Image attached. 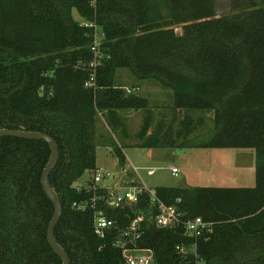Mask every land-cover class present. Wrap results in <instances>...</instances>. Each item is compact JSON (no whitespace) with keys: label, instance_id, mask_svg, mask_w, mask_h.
<instances>
[{"label":"trees","instance_id":"16d2710c","mask_svg":"<svg viewBox=\"0 0 264 264\" xmlns=\"http://www.w3.org/2000/svg\"><path fill=\"white\" fill-rule=\"evenodd\" d=\"M230 4L217 14L216 0H0V128L41 131L56 141L49 182L62 213L54 234L71 264H124L112 237L94 234L93 211L72 203L92 195L76 182L96 168L98 143L124 165L122 146L97 135L96 121L101 115L127 139L125 110L143 112L139 147L254 149L255 184L157 186L165 204L180 199L182 222L155 224L143 192L135 203L105 208L114 232L143 216L138 247L151 250L152 264H264V0ZM73 10L92 26L81 25ZM94 26L103 58L90 84ZM119 69L170 89V115H157L145 96L118 86ZM210 111L213 127L196 136L204 124L197 112ZM49 155L43 140L0 137V264H61L47 240L54 205L41 174ZM196 216L214 222L208 236L195 239L197 257L176 249L195 242L183 221Z\"/></svg>","mask_w":264,"mask_h":264},{"label":"rangeland","instance_id":"374dc122","mask_svg":"<svg viewBox=\"0 0 264 264\" xmlns=\"http://www.w3.org/2000/svg\"><path fill=\"white\" fill-rule=\"evenodd\" d=\"M230 0H216V13L223 14L230 11ZM72 16L82 21L76 10ZM181 32L180 26L175 28ZM115 83L125 90H132L145 96L150 107L158 115L159 112L169 114L173 106V95L170 89L162 88L153 81L136 79L127 69H119ZM126 119L129 137L123 138L118 132H113L107 126L101 115L96 121V133L104 138H112L122 147L125 156L124 165L119 164L112 148L103 143L96 146V168L85 171L76 184L94 172L108 173L112 177L109 182L119 178L118 186L127 184L129 180H136L150 190L157 186H252L255 183L254 168L256 163L255 150L252 148H144L136 145V132L139 130L142 111H121ZM204 124L197 128L195 135H206L213 127L212 112L201 113ZM169 120V116L166 117ZM177 123L174 124V127ZM176 167V175L171 168ZM122 174V175H120ZM106 180H103V182Z\"/></svg>","mask_w":264,"mask_h":264},{"label":"built area","instance_id":"2783aa9c","mask_svg":"<svg viewBox=\"0 0 264 264\" xmlns=\"http://www.w3.org/2000/svg\"><path fill=\"white\" fill-rule=\"evenodd\" d=\"M83 26H92L91 23L80 21ZM94 40L90 45V50L93 58L90 62L92 73L89 82L94 80V71L101 63L103 53L100 50L101 31L100 28L94 26ZM88 84V83H87ZM178 172L176 167L171 168V173L176 175ZM112 176L108 173H100L94 171L89 178H85L82 182L76 185V189L81 191L83 189L91 192V197L73 201L72 205L81 211H93V232L100 238L107 236L112 237L113 244L121 249L122 259L124 264H152L153 258L150 249L138 247L143 234L145 226H143L144 217H134L125 227L116 231L117 226L115 220L109 218L105 212L106 207L120 208L125 204L135 203L139 200V196L143 192H148L151 202L155 207V214L152 218L155 224L172 228L178 223L182 222L183 212L178 204L180 199L172 204H165L159 200L154 190H150L145 185L140 184L136 180L128 181L127 184L118 186L119 178L113 182H109ZM103 180H106V182ZM212 221L204 220L201 216H196L183 221L185 235L192 237L195 241L196 238L205 235L208 236L213 230ZM176 249L186 254L191 252L197 257L196 241L189 246L178 244ZM196 264H202L197 259Z\"/></svg>","mask_w":264,"mask_h":264},{"label":"water","instance_id":"95a60500","mask_svg":"<svg viewBox=\"0 0 264 264\" xmlns=\"http://www.w3.org/2000/svg\"><path fill=\"white\" fill-rule=\"evenodd\" d=\"M2 136L43 140L49 145V159L44 166L41 174L42 189L54 205V212L47 227V240L52 250L60 257L61 264H71L68 254L66 253L65 249L58 243L54 234L55 226L59 221L62 213V206L58 193L56 192L55 188L50 185L49 182V173L56 165L59 157V149L56 141L53 137L45 132L25 129L0 128V137Z\"/></svg>","mask_w":264,"mask_h":264},{"label":"crops","instance_id":"0c3cea01","mask_svg":"<svg viewBox=\"0 0 264 264\" xmlns=\"http://www.w3.org/2000/svg\"><path fill=\"white\" fill-rule=\"evenodd\" d=\"M120 175H122V174H120ZM132 180H134V179H132ZM129 181H131V180H129ZM138 182V181H137ZM255 184V183H254ZM253 186V185H252ZM224 187H226V186H224ZM230 187H239V186H230Z\"/></svg>","mask_w":264,"mask_h":264}]
</instances>
